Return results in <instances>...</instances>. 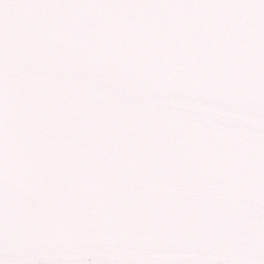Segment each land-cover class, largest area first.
<instances>
[{
  "label": "snow or ice",
  "instance_id": "6c2138e0",
  "mask_svg": "<svg viewBox=\"0 0 264 264\" xmlns=\"http://www.w3.org/2000/svg\"><path fill=\"white\" fill-rule=\"evenodd\" d=\"M0 264H264V0H0Z\"/></svg>",
  "mask_w": 264,
  "mask_h": 264
}]
</instances>
